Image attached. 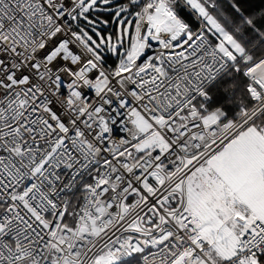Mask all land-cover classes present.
<instances>
[{"label":"snow or ice","instance_id":"1","mask_svg":"<svg viewBox=\"0 0 264 264\" xmlns=\"http://www.w3.org/2000/svg\"><path fill=\"white\" fill-rule=\"evenodd\" d=\"M0 264H264V0H0Z\"/></svg>","mask_w":264,"mask_h":264}]
</instances>
